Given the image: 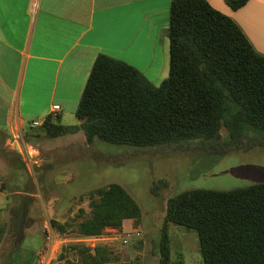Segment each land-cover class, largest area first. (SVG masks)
I'll use <instances>...</instances> for the list:
<instances>
[{"label": "trees", "instance_id": "1", "mask_svg": "<svg viewBox=\"0 0 264 264\" xmlns=\"http://www.w3.org/2000/svg\"><path fill=\"white\" fill-rule=\"evenodd\" d=\"M225 1L238 10L250 0ZM167 36L170 74L160 86L134 66L100 54L76 112L80 124L65 125L60 115H49L40 127L44 135L55 139L83 131L89 145L100 139L138 149L202 141L217 150L212 143L223 128L230 136L226 148L244 145L251 133L263 134L264 55L238 24L208 0H172ZM168 187L161 180L153 191ZM68 217L65 222L52 219L60 237L96 236L107 228L143 224L140 205L119 183L81 195ZM171 224L198 234L204 264H264V183L233 190L192 189L167 199L159 264H186L183 253L172 257ZM6 234L0 224V251ZM69 254L80 262L66 264H134L103 244L94 252L71 244L59 259Z\"/></svg>", "mask_w": 264, "mask_h": 264}, {"label": "crops", "instance_id": "2", "mask_svg": "<svg viewBox=\"0 0 264 264\" xmlns=\"http://www.w3.org/2000/svg\"><path fill=\"white\" fill-rule=\"evenodd\" d=\"M208 1L233 19L255 50L264 55V0H250L238 10L225 0ZM171 3L172 0H0V151L6 145L12 150L9 135L14 127L30 133V123L44 122L53 115L54 105L62 108L60 117L76 115L100 54L134 66L156 86L167 80ZM31 144L36 146L37 141ZM77 144L78 140H69L63 152ZM84 144L90 147L86 135ZM55 154L56 151L43 160L52 163ZM0 175V199L18 194V164L0 158ZM14 218L12 214H0V224L7 229L0 260L8 239L14 236L10 240L13 248L7 254L11 258L22 235ZM46 245L43 232L33 264ZM56 248L61 254L64 246L57 242Z\"/></svg>", "mask_w": 264, "mask_h": 264}, {"label": "rangeland", "instance_id": "3", "mask_svg": "<svg viewBox=\"0 0 264 264\" xmlns=\"http://www.w3.org/2000/svg\"><path fill=\"white\" fill-rule=\"evenodd\" d=\"M61 122L77 125L79 119L68 114L61 117ZM30 133L28 137L24 132V137L27 142L37 141L39 164L18 155L8 145L0 151V158L11 159L20 167L19 192L0 199V214L14 215V224L22 228V236L15 245L17 251L7 257L14 245L10 241L13 236L5 243L0 264H33L43 232L45 238L49 229L56 235L51 219L68 220L70 208L81 195L111 183L123 185L143 212L142 226L127 228L139 230L141 239L127 246L117 241L115 249L134 264H159L161 228L169 197L192 189L233 190L264 183V133H251L253 138L244 145L226 148L230 136L223 128L221 137L212 143L217 150L202 141L138 149L100 139L87 148L84 132L55 139L46 137L40 127L30 128ZM72 139L78 140V144L63 152L65 143ZM54 151L52 163L43 160ZM161 180H167L169 187L156 194L153 188ZM84 206L88 209L87 203ZM48 222L49 228L44 229ZM170 234L173 259L180 252L186 264H204L195 231L171 224ZM68 260L78 262L75 254H69Z\"/></svg>", "mask_w": 264, "mask_h": 264}, {"label": "built area", "instance_id": "4", "mask_svg": "<svg viewBox=\"0 0 264 264\" xmlns=\"http://www.w3.org/2000/svg\"><path fill=\"white\" fill-rule=\"evenodd\" d=\"M61 110L62 108L59 105H54L52 114L59 115ZM42 124L43 122L40 121H32L30 123V128L36 129L41 127ZM10 145L13 150L27 158L30 162L39 164L40 160L37 159L39 151L34 145L25 140L24 132L18 126L13 128ZM141 237L142 233L136 229L120 230L118 228H107L101 235H70L65 237L56 236L52 230L49 229L46 237L47 245L36 264H66L68 258L60 260V255L58 257L56 256V253H58V248H56L57 242H60L64 247H68L71 244L84 246L94 252L101 244L114 247L115 242L122 241V244L127 246L134 243L136 240H140Z\"/></svg>", "mask_w": 264, "mask_h": 264}]
</instances>
